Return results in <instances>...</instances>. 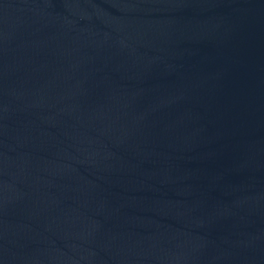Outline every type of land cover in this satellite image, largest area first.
Segmentation results:
<instances>
[{"label": "water", "instance_id": "water-1", "mask_svg": "<svg viewBox=\"0 0 264 264\" xmlns=\"http://www.w3.org/2000/svg\"><path fill=\"white\" fill-rule=\"evenodd\" d=\"M0 264H264V0H0Z\"/></svg>", "mask_w": 264, "mask_h": 264}]
</instances>
